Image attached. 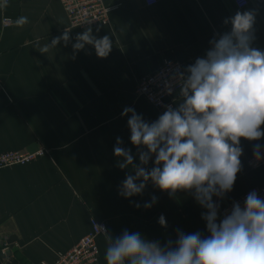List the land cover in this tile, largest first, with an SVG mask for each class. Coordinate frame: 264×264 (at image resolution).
<instances>
[{
    "label": "crops",
    "instance_id": "1",
    "mask_svg": "<svg viewBox=\"0 0 264 264\" xmlns=\"http://www.w3.org/2000/svg\"><path fill=\"white\" fill-rule=\"evenodd\" d=\"M104 1L119 4L109 24L92 28L93 35H108L113 42L105 58L91 45L74 52L72 43L85 29L69 26L60 0L0 3V152L47 150L27 164L0 168V264L51 263L90 230L92 219L103 222L108 233L97 237V264H106L109 234L118 237L124 230L162 245L175 240L177 229L208 235L201 218L205 209L189 192L169 196L149 182L142 195H119L131 166H117V137L139 163L128 116L121 113L132 107L155 121L160 113L136 94L138 80L164 58L194 63L215 33L230 30L223 21L237 11L255 10L253 46L264 50V0L249 1L243 9L230 0H157L151 6L143 0ZM21 16L28 23L18 27ZM4 17L12 23L3 25ZM65 28L72 29L67 46L61 42L47 54L33 47L37 39L51 43ZM257 143L264 145V139L241 140L242 169L233 190L222 200L213 197L219 211L248 189L264 186V166H246ZM153 195L156 203L145 209ZM161 215L167 227L158 223Z\"/></svg>",
    "mask_w": 264,
    "mask_h": 264
},
{
    "label": "clouds",
    "instance_id": "2",
    "mask_svg": "<svg viewBox=\"0 0 264 264\" xmlns=\"http://www.w3.org/2000/svg\"><path fill=\"white\" fill-rule=\"evenodd\" d=\"M255 19V10L237 11L224 19L230 30L215 33L204 56L174 71L166 88L171 95L173 87H178L180 102L166 106L155 121H146L132 107L123 109L121 116H128L138 164L120 137L113 148L114 156L120 158L117 166L122 170L131 166V173L119 186V195H142L149 182L169 196L189 192L205 209L201 218L208 235L177 229L175 240L162 245L139 232L124 230L118 237L109 234L106 264H264V198L253 190L243 206L234 202L222 217L220 205L213 199L222 200L233 190L242 169L241 140L264 139V50L253 46ZM15 23L23 27L28 18L21 16ZM71 30L65 28L44 45L37 39L33 47L47 54L61 42L67 46L73 39ZM86 45L105 58L113 42L108 35H93L88 27L76 35L72 48L78 52ZM262 148L264 145L258 143L253 146L257 161L264 158ZM156 201L153 195L143 207L149 209ZM135 207L141 205L136 203ZM158 223L167 227L163 215Z\"/></svg>",
    "mask_w": 264,
    "mask_h": 264
},
{
    "label": "built area",
    "instance_id": "3",
    "mask_svg": "<svg viewBox=\"0 0 264 264\" xmlns=\"http://www.w3.org/2000/svg\"><path fill=\"white\" fill-rule=\"evenodd\" d=\"M10 0H0L4 4ZM63 10L67 15L70 27L86 29L88 27L105 26L109 24L110 13L119 7V4L107 5L104 0H60ZM148 6L154 5L157 0H143ZM237 9H243L249 1L259 2L261 0H230ZM92 20L91 24L86 21ZM12 19L4 17L3 25H9ZM204 56L201 55L200 57ZM185 64L179 60L164 58L160 66L153 72L143 76L137 82L135 92L154 107L160 115L168 105L174 106V96L178 92V87H173V93L168 94L166 84L171 82V77L177 68L183 69ZM264 154V148L261 149ZM47 150L39 147L34 151H3L0 152V168L14 165H24L34 161L38 157L46 154ZM246 166L249 169H256L264 166V158L257 161L253 153L247 157ZM255 190L261 198H264V186L252 187L236 198L231 199L226 206L219 211L222 217L225 212H230L234 202H239L243 206L247 194ZM106 225L103 222L92 219L90 230L83 235L76 244L68 250L60 253L51 263L42 264H97L99 248L97 237L105 234ZM7 247L1 249L4 255L7 254Z\"/></svg>",
    "mask_w": 264,
    "mask_h": 264
}]
</instances>
